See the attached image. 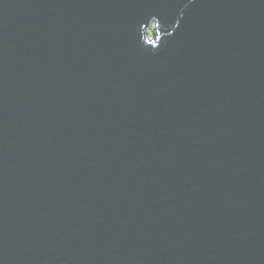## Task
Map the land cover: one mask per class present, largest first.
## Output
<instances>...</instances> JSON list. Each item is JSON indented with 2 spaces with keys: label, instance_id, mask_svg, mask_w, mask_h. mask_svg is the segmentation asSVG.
Masks as SVG:
<instances>
[{
  "label": "water",
  "instance_id": "obj_1",
  "mask_svg": "<svg viewBox=\"0 0 264 264\" xmlns=\"http://www.w3.org/2000/svg\"><path fill=\"white\" fill-rule=\"evenodd\" d=\"M0 264H264V0H0Z\"/></svg>",
  "mask_w": 264,
  "mask_h": 264
},
{
  "label": "rangeland",
  "instance_id": "obj_2",
  "mask_svg": "<svg viewBox=\"0 0 264 264\" xmlns=\"http://www.w3.org/2000/svg\"><path fill=\"white\" fill-rule=\"evenodd\" d=\"M152 30H153V26H151V32H152Z\"/></svg>",
  "mask_w": 264,
  "mask_h": 264
}]
</instances>
